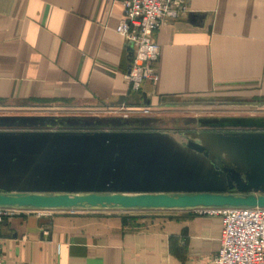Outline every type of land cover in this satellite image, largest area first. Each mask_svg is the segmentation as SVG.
Masks as SVG:
<instances>
[{
  "label": "crops",
  "instance_id": "0c3cea01",
  "mask_svg": "<svg viewBox=\"0 0 264 264\" xmlns=\"http://www.w3.org/2000/svg\"><path fill=\"white\" fill-rule=\"evenodd\" d=\"M123 1L0 0V195L63 197L112 182L111 168L135 178L122 189L134 197L239 195L225 168L264 178V0H175L187 14L156 34L157 80L140 93L125 80L134 47L116 32ZM194 111L219 122L187 124ZM86 116L181 128L107 137L74 128ZM161 169L172 180L158 187ZM203 211L16 209L0 264H213L222 219Z\"/></svg>",
  "mask_w": 264,
  "mask_h": 264
},
{
  "label": "built area",
  "instance_id": "2783aa9c",
  "mask_svg": "<svg viewBox=\"0 0 264 264\" xmlns=\"http://www.w3.org/2000/svg\"><path fill=\"white\" fill-rule=\"evenodd\" d=\"M123 5L124 18L116 32L134 47V58L125 80L131 92L140 93L147 83L157 80L156 65L161 49L155 40L156 34L188 10L185 4L178 5L175 0H124ZM122 109L127 112L125 118L133 111L139 112ZM13 213L0 208V227ZM203 213L222 219L221 245L213 264H264V208H218Z\"/></svg>",
  "mask_w": 264,
  "mask_h": 264
},
{
  "label": "water",
  "instance_id": "95a60500",
  "mask_svg": "<svg viewBox=\"0 0 264 264\" xmlns=\"http://www.w3.org/2000/svg\"><path fill=\"white\" fill-rule=\"evenodd\" d=\"M250 123V122H248ZM228 175V186L236 190L237 194L215 195L204 194L198 196H142L125 197L120 195L101 196H11L0 195V208L22 209L43 208L54 210H73L79 206H118L125 209H172V208H264L263 192L264 178L246 174V179L233 169H223Z\"/></svg>",
  "mask_w": 264,
  "mask_h": 264
},
{
  "label": "rangeland",
  "instance_id": "374dc122",
  "mask_svg": "<svg viewBox=\"0 0 264 264\" xmlns=\"http://www.w3.org/2000/svg\"><path fill=\"white\" fill-rule=\"evenodd\" d=\"M199 113V114H198ZM189 115H193L195 116L196 119L198 120H189L186 121L187 124H192L196 127H200L199 123H203V124H212L214 123L215 125L219 122V120L216 118L217 114L212 113V115H206V113H200V112H193V113H188ZM185 116V115H184ZM149 117V116H148ZM164 116H162L163 118ZM172 117V116H171ZM215 117V118H213ZM145 118V117H144ZM208 118V119H207ZM141 118H137V119H128L130 120V124H126L124 126L121 125L120 122L118 121H114L113 123L109 122V123H103L102 121H106V120H102V119H98L96 117H82L81 119L77 120L79 121L78 124H73L74 128H76L77 130H80L82 132H92V133H109L107 137L109 136H113L115 134H119V133H127V134H136V135H148V134H152L153 132H155L153 130V125L155 127H159L161 128V130L164 131H169V130H175V129H179L181 128V126H179V122L176 121V123H173V121L175 120H169L166 123H161V120H154L153 119H149L147 121H142L140 120ZM156 119V118H154ZM135 121H137L138 123H136ZM199 122V123H197ZM71 126V127H73ZM90 127V128H89ZM129 127V128H128ZM197 127V128H198ZM91 129V130H90ZM90 130V131H89ZM105 137V136H103ZM131 169H134L133 167H131ZM174 170V169H171ZM115 168H111V169H107L106 170V174L110 177L109 179H111L112 182H107L104 181L103 183L100 184H96L91 182L89 179L83 181L80 185L77 183H73L70 186L74 188L73 191H69L67 196L70 197H75V196H88L90 194H107L105 196H111L112 195H123V196H141V194H143L144 192H134V191H122V189H128L130 187H132V185L130 184L132 180H135V178L129 177L127 179V181L125 183L117 181V177H116V173H121L116 171ZM76 171L74 170V173ZM168 170L167 169H161L158 171V178H160L161 182H159L157 184L158 187H163V184L165 182H169L170 180H172L171 176L168 175ZM113 174V175H112ZM147 177H150L147 174H144L143 176H141L139 178V180L142 179H148ZM103 179H106L103 177ZM144 183V181H141ZM143 186V185H140ZM9 210H15V209H9ZM140 210H145V209H125V208H121L118 206H97L94 208H91L87 205L85 206H79L75 209H73L72 211H77V212H84V211H91V212H95V213H109V212H135V211H140ZM70 211V210H69Z\"/></svg>",
  "mask_w": 264,
  "mask_h": 264
}]
</instances>
